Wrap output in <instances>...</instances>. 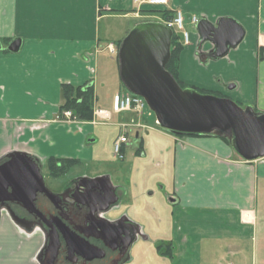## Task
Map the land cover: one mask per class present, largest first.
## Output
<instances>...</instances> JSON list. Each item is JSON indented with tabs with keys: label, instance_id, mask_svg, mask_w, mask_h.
I'll list each match as a JSON object with an SVG mask.
<instances>
[{
	"label": "crops",
	"instance_id": "1",
	"mask_svg": "<svg viewBox=\"0 0 264 264\" xmlns=\"http://www.w3.org/2000/svg\"><path fill=\"white\" fill-rule=\"evenodd\" d=\"M170 5L213 23L230 17L246 30L243 41L219 59L211 57L210 42L200 49L198 32L191 33L180 54V79L264 112V0ZM139 10L134 0H0L1 42L22 39L18 52L8 44L0 50V165L12 153H25L43 174L46 168L51 175L49 159L71 158L78 165L69 176H107L120 189L107 217L114 221L119 210L140 231L121 264H254L259 253L264 263V158L241 159L221 136H181L151 121L146 109L113 111V96L128 91L110 46L116 43L113 21L141 19ZM88 82L95 108L110 117L58 120L62 85ZM122 134L128 140L121 158L114 142ZM151 161L154 176L144 173ZM105 167L108 173L84 174ZM28 221L16 205L0 210V264H39L46 232Z\"/></svg>",
	"mask_w": 264,
	"mask_h": 264
},
{
	"label": "water",
	"instance_id": "2",
	"mask_svg": "<svg viewBox=\"0 0 264 264\" xmlns=\"http://www.w3.org/2000/svg\"><path fill=\"white\" fill-rule=\"evenodd\" d=\"M197 32L198 47L201 49L206 42H210L213 45L211 57L214 59L226 56L230 49L243 41L246 34L244 27L230 17L220 18L215 23L202 17L197 23ZM173 34V30L161 21L140 22L127 34L118 48L120 77L126 89L146 100L161 127L177 134L226 137L241 159L254 161L264 158V112L256 111L251 106L242 107L229 97L204 94L193 87L182 88L166 69L171 57ZM21 45L22 39L15 38L7 48L11 52H18ZM233 86L231 84L229 88ZM9 156V160L0 165V210L8 207V202L14 201L33 207L37 193L45 190L42 166L25 153H12ZM103 179L108 177L91 181ZM114 202L116 199L108 202L101 211H109ZM121 220V223L133 227L127 244L130 249L140 231L127 217ZM105 221L109 225L106 232L111 240L119 235L126 236L117 230L119 222ZM54 233L49 241L51 264L57 257L61 238L69 245L72 241L59 228ZM92 247L97 249L96 246Z\"/></svg>",
	"mask_w": 264,
	"mask_h": 264
},
{
	"label": "flooded vegetation",
	"instance_id": "3",
	"mask_svg": "<svg viewBox=\"0 0 264 264\" xmlns=\"http://www.w3.org/2000/svg\"><path fill=\"white\" fill-rule=\"evenodd\" d=\"M50 178L52 180L48 181L44 175L45 190L37 193L33 207L16 201L7 203L8 207H20L30 218V224L45 230L46 242L39 264H51L49 241L57 228L67 233L72 241L69 245L61 238L54 264H121L126 260L133 227L121 223L123 217H117L114 220L119 222L117 230L126 236L119 235L111 240L106 232L109 225L105 221L119 202L120 189L113 187L109 179L92 182L87 177L68 174L50 175ZM115 199L109 211H101Z\"/></svg>",
	"mask_w": 264,
	"mask_h": 264
},
{
	"label": "trees",
	"instance_id": "4",
	"mask_svg": "<svg viewBox=\"0 0 264 264\" xmlns=\"http://www.w3.org/2000/svg\"><path fill=\"white\" fill-rule=\"evenodd\" d=\"M142 11H156V9H143ZM141 11V12H142ZM161 11V10H157ZM163 14V19H167L172 17L173 11H161ZM122 40L117 42L118 48L120 46ZM184 49V43L182 36L176 32L173 34L172 40V49H171V57L169 62L166 65L167 71L172 73L177 81L180 83L182 88L193 87L197 89L199 92L204 94H213L220 97H224L219 93L212 92L210 90L202 89L200 87L187 84L183 82L179 77V65H180V54ZM62 104L60 107V112L65 110H70L73 113V120L80 121H90L94 118L95 111V89L92 82L85 83L84 85H73L70 83H65L62 85ZM183 135H205V134H179ZM226 142L230 143L226 137H222ZM78 165V161L75 159H59V158H51L48 160V169L52 176H60L67 174L73 168Z\"/></svg>",
	"mask_w": 264,
	"mask_h": 264
},
{
	"label": "built area",
	"instance_id": "5",
	"mask_svg": "<svg viewBox=\"0 0 264 264\" xmlns=\"http://www.w3.org/2000/svg\"><path fill=\"white\" fill-rule=\"evenodd\" d=\"M134 3L140 8V12L143 9H156L161 11H173V15L170 18L163 19L162 22L170 27L173 32H176L182 36L183 43H188L191 38V33L185 29V14L180 9H172L170 0H134ZM200 18L197 15H193L191 22L197 25ZM114 50L113 45H111ZM148 104L146 100L130 91L118 92L113 96L112 108L114 112L120 113L124 111H135L137 113H143ZM95 113L104 119H108L110 114L104 109H96ZM73 113L70 110H65L57 115V119L64 121H71ZM128 138L125 134L120 135L114 142V152L118 157H123L122 146L127 142Z\"/></svg>",
	"mask_w": 264,
	"mask_h": 264
},
{
	"label": "rangeland",
	"instance_id": "6",
	"mask_svg": "<svg viewBox=\"0 0 264 264\" xmlns=\"http://www.w3.org/2000/svg\"><path fill=\"white\" fill-rule=\"evenodd\" d=\"M142 14H143L142 15L143 17L141 19H134V18H131L130 17V18H127V19L119 18L117 21H113L114 22L113 23V26L116 25L117 28H115L116 30H114L113 32H112V29H111V36L114 37L113 40H115L114 42H116V43H114L115 45L114 44H111V45H113V47H115V49L117 50V57H118V44H117V42L119 41V39L123 41L122 38H125L127 36V34L133 29V27H134V25H135L136 22H138V21L140 22V20H142V21H145V20L162 21L163 20V14H162L161 11H157V10L156 11H142ZM192 16H193V14L190 15V16L185 15V25L184 26H185V29L187 31H189L190 33H197V25H195V24H193L191 22ZM104 21H105L104 24H106L107 22H112L111 19L110 20L105 19ZM3 44L4 45H7L8 44V41H3L2 45ZM171 49H172V46H171ZM187 84H189V83H187ZM100 96H102V94ZM99 106L101 107V106H103V104L102 103H99ZM94 107H95V105H94ZM95 110H96V108H95ZM148 114L151 115V116H148ZM95 115H96V113L94 111V118H95ZM145 115L147 117H150L151 118V121H154L155 119H157L156 114L151 110V108L149 106H147V108L145 110ZM64 121H67V120H64ZM158 125H159V123H158ZM155 127L158 128L157 125H155ZM205 135H214V134H205ZM129 136L132 137V138H135V134L134 133L129 134ZM151 162L152 163H150L149 165H147L149 171L148 172H145L144 171V173L145 174H148V175H153L154 176V172L157 169H155L154 161H151ZM97 170H98V172H95V171H92L90 169V171H85L84 174H87L88 173V175H90V176H95V175H100L101 173H99V172H103V173L104 172L105 173H108L109 172V169H106V167H105V169H97ZM44 175H45V177H46V179L48 181H51L52 180L50 178V175H49V173H48V171H47L46 168L44 169ZM121 179L123 181L125 178L122 176ZM111 180H112V182H113L114 185H117V183H118V177H116V175H113V177H111ZM119 212H120L119 210L115 211L114 215L117 216V217L121 216V213H119ZM165 233H167V231L164 228V230L162 231V234L166 235ZM259 248H261V247H259ZM259 248H258V251H260ZM262 258H263V254L262 253H259V255L257 256V259H255V261H254V264H264L262 262Z\"/></svg>",
	"mask_w": 264,
	"mask_h": 264
}]
</instances>
